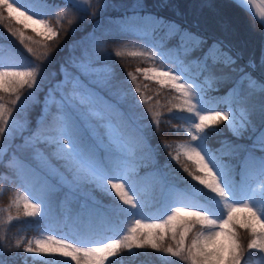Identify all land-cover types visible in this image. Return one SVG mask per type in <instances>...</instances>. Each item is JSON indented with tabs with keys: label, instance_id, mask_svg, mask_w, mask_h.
I'll return each mask as SVG.
<instances>
[{
	"label": "trees",
	"instance_id": "16d2710c",
	"mask_svg": "<svg viewBox=\"0 0 264 264\" xmlns=\"http://www.w3.org/2000/svg\"><path fill=\"white\" fill-rule=\"evenodd\" d=\"M22 2L27 8L41 14L57 34L49 40L13 19L11 24L7 20L0 21V65H16L37 72V85L30 92L33 98H28L29 94L23 95V102L18 101L13 106L12 101L16 99V95L25 94L28 87L25 86L18 92L0 90V104L11 112L10 117L26 121L28 126L25 134L28 138L50 128L59 115L58 102L52 103L43 114V98L48 88L67 74H79L83 79L87 78L81 69L84 53L87 51L92 57L89 71L96 70L97 78L102 84L110 86L100 87L97 91L105 108L104 118L109 119L118 130L122 148L119 150L105 141L101 146L91 133L90 143L106 168H111L112 158L119 160L118 169L109 172L111 179H115L122 168L130 167L126 189H131L129 194L138 201L139 207L133 209L124 205L116 196L98 190L89 183L84 186L90 193L88 197L63 186L58 192L49 195V205H43L41 213L35 216L25 215L24 205L19 201L20 195L24 189L38 193L46 176L41 171L39 173L32 170L38 169V166L26 152L15 149L22 140L15 137L10 145L13 150H5L0 157V186L6 185L0 189V246L4 250L0 260L5 264H67L58 257L48 262L23 259V247L29 238L39 228L47 227L55 233L65 232L81 244L90 242L94 237L112 233L122 243L105 264H190L165 250L169 246L176 247L171 229L175 228L179 238L182 218L187 219L183 213L169 225V231L158 248L150 245L128 248L123 243L124 237L137 220L142 224L160 223L175 208L198 210L207 206V197L214 196L193 180L182 166L192 163L178 150L180 143L189 140L188 133L183 129V117L187 112L180 111L182 97L170 88L143 79L138 68L145 65L149 56L154 54H157L154 57L157 60L162 59L173 66H184L190 75L203 82L207 88L208 108L222 111L229 106L226 101H231L228 86L210 80L195 62L184 58L182 53L173 51L176 47L175 37L166 39V32L170 29L156 23L155 18H164L212 33L215 38L230 44L234 50L243 51L245 58L258 54L264 48L262 26L230 0H140L144 5L141 13L144 19L134 15L140 12L133 8L137 0H90L87 8L76 5L79 12L65 10L64 0ZM105 3L109 4L106 9L102 7ZM47 5L58 7L52 9ZM92 13H96L94 19ZM148 13L152 16H148ZM122 16L130 18L121 22L119 18ZM97 21L100 22L99 27L95 26ZM122 24L125 25L123 29ZM9 28L12 31H23L24 42H21L19 35L13 36ZM161 41H164L163 44ZM28 47L33 49L31 53ZM62 66L65 69L63 72ZM232 107L237 108L234 103ZM138 129H143L149 140L147 149L137 143ZM206 135V139L202 135L201 140L209 150L216 153L221 166L228 165L231 178L238 183L242 196L237 202L244 196L247 183L253 178L261 180L264 200V179L256 173L240 177V154L233 153L230 146L216 152L222 141L239 143L225 123ZM45 145L46 143L44 148ZM178 154L179 162L175 159ZM53 160L55 161L54 158ZM59 162L58 160L57 163ZM31 175L37 178L38 185L41 186H34ZM234 219L237 235L246 246L250 238L248 225H242L235 215ZM198 236L199 232L193 228L188 233L186 244H190ZM245 259L246 263L255 259L264 260V253L253 250Z\"/></svg>",
	"mask_w": 264,
	"mask_h": 264
},
{
	"label": "snow or ice",
	"instance_id": "6c2138e0",
	"mask_svg": "<svg viewBox=\"0 0 264 264\" xmlns=\"http://www.w3.org/2000/svg\"><path fill=\"white\" fill-rule=\"evenodd\" d=\"M77 4V0H64L63 8L78 11ZM47 7L55 9L58 6L47 5ZM102 7L106 9L109 4L105 3ZM22 8H26L22 0H12V2L0 0V21L7 20L11 24L14 14L17 17L24 15L21 12ZM133 8L140 10L134 15H139L140 19H144V15H141L144 5L140 0H137ZM27 10L31 11V9ZM5 11L7 16H5ZM37 14L33 12V15ZM147 15L152 16L150 13ZM95 16L96 13H92L93 19ZM128 18L130 17L122 16L119 19L123 22ZM155 20L156 23L166 25L170 29L166 32V39L175 37L176 47L173 51L178 54L182 53L184 58L195 62L200 71L210 80L228 86L231 101L226 102L229 103V110L222 112L209 109L203 90L194 87L191 83L182 82V76L170 70L145 69L144 74L147 76L149 73H155L154 78L160 83L168 82L177 92L181 93L183 105L180 106V111H186L196 117V122L189 129V131L194 129L191 135L192 142L200 140L202 135L206 139V134L210 130L215 131L221 123L227 122L230 131L239 143L222 141L220 149L216 152L221 151L225 146H230L233 153H239L241 156L239 167L242 174L256 173L264 179V48L258 54L248 55L245 58L243 51L234 50L230 44L225 43L223 39L215 38L212 33L192 29L164 18H155ZM36 22L44 23L43 21ZM112 22L115 23V21ZM99 25L100 22L97 21L95 26L99 27ZM45 27L48 39L51 40L57 33L52 27L47 25ZM121 27L123 29L125 25L122 24ZM9 31L12 29L9 28ZM12 35H19L21 42H24L23 31L17 29L12 31ZM163 42L161 41L162 44ZM28 51L31 53L33 49L28 47ZM91 63L92 57L85 51L81 69L87 78L83 79L79 74L66 75L58 102L59 115L55 117L53 125L40 131L38 135L24 140L18 148L30 156L41 157L45 142L56 145L55 155L63 160L64 171L47 164L48 173L41 193L43 198L46 199L48 195L58 192L63 186H68L80 195L88 197L90 193L85 190L84 186L94 182L98 187L110 184L116 196L125 205L138 209L137 201L133 195L129 194L131 189L126 190L125 183H114L110 178L109 172L118 169L119 160L112 158L111 168H106L90 143V133L94 135L92 126L95 129L97 127L106 128L105 124L93 123V117L103 120L106 114L97 89L110 87L106 83L102 84L97 78L96 70L89 71ZM61 71H65L63 66ZM0 82H2L0 90L6 92H18L25 86L35 89L37 72L33 69L9 70L0 65ZM20 99L21 96L17 94L16 99L12 101L13 106ZM233 103L237 106L236 109H233ZM85 115L87 119L84 118ZM10 116L11 112L0 104V133L5 131ZM137 132V143L147 149L149 140L143 129H138ZM118 139L122 147L120 136ZM182 147L183 155L192 162L191 165L187 163L182 165L184 171L214 196L207 197V206L198 210L177 207L165 221L160 223L142 224L140 220H137L129 234L124 237V245L128 248L133 246L140 248L145 245L158 248L169 231V225L180 218V214L183 213L187 219L182 218V231L179 233V238H177L175 228L171 229L176 247L169 246L165 249L172 256L189 261L190 264H246L245 257L253 250L264 253V200L260 202L259 207L250 205L246 201L238 203L242 192L238 183L231 178L228 165L221 166L216 153L209 150L206 143L199 147L194 146V143ZM175 159L179 162V154ZM230 198L233 202L225 203ZM239 207L247 209L251 213V218L260 223L259 232L251 224L247 226L250 238L246 246L237 235V224L234 219V212ZM24 208L25 215L35 216L42 212L43 202H28L25 203ZM193 228L197 229L199 236L192 239L190 244H186L188 233ZM154 229L156 231H153ZM220 237H225L226 240L218 242ZM49 240L55 247L46 246L37 241L35 248L29 246L25 251L28 253H59L70 258L75 264H105L109 256L115 255L114 250L122 243L120 240H113L111 243L104 244L102 248H81L67 240H55L52 237H49ZM98 253H103V255H97ZM3 255V247L0 246V256ZM0 264H5V262L0 260Z\"/></svg>",
	"mask_w": 264,
	"mask_h": 264
},
{
	"label": "rangeland",
	"instance_id": "374dc122",
	"mask_svg": "<svg viewBox=\"0 0 264 264\" xmlns=\"http://www.w3.org/2000/svg\"><path fill=\"white\" fill-rule=\"evenodd\" d=\"M77 2H78L77 5H79L80 7L87 8L90 0H77ZM17 7H19L18 4H17ZM27 9H29V8L26 7V8L21 9V12H23L24 15H19L20 19L17 20V19H15L14 16L12 19L14 21H16L17 23L21 24L22 26H25L26 28L31 29L35 33L39 34L40 36H42L44 38H48V36L46 34L45 25H47L49 27H52V26L48 24V22L43 18V16L41 14L38 13L37 15H33V12H35V11H33V10L28 11ZM28 17H31V19L29 20ZM26 20L31 21L32 28L26 24V22H25ZM36 21H43L44 23H37ZM156 55L157 54L150 55L149 56L150 58H148L145 61V65L138 68V71L141 73L143 79L156 82L158 85H160L162 87L170 88L174 92H176L180 97H182L181 93L177 92L172 87V85L170 83L165 82L162 84V83H160V81L158 79L154 78L156 75L155 73H149L147 76L144 74L145 69H158V70H160V69L166 68L169 70H174L176 74H179L182 76V78H183L182 82L191 83L194 87H198V88L202 89L204 92V95H205V99H207L208 96L206 94L208 92H207V88L205 87L203 82H200L196 77L190 75V73L187 72V70L184 66H179V67L177 65L173 66L166 61H162V59L157 60L154 58V57H156ZM3 66L8 68L9 70L24 71V70L29 69L26 67H20V66H16V65L10 66V65L3 64ZM150 76L153 78H149ZM64 79H65V77H63L60 81L54 83L53 86L48 88L47 93L45 94V96L43 98V106H42V113L43 114L48 110L49 106L52 103L59 102L60 92L63 89ZM0 87H2V82H0ZM30 92H31V89L28 88V91L25 94L20 95L21 99L19 102H23V95H26V94H29L28 98H33V95ZM182 100H183V97H182ZM233 109H234V107H233ZM228 110H229V106L226 109L222 110V112L228 111ZM84 118L87 119V116L85 115ZM183 121H184L183 129L188 133L189 140L187 142L179 144L178 150L182 154H183V147L182 146H184V145H187L189 143H194V146L199 147V146H201V144H204L201 139L198 141H195V142L191 141V135H192V132L194 131V129H192L191 131H189V129H191L192 125L196 122L195 115L186 113V116L183 117ZM93 123L105 124L106 128L97 127L95 129V127L92 126L93 130H94L93 136H95V139L97 140V142L101 146L105 141L106 143L112 144L113 146H115L116 148L121 150L122 147H121V145H119V139H118L119 132L115 128L114 124L109 119L104 118L103 120H97V118L93 117ZM224 123H225L227 129L230 131L228 123L227 122H224ZM27 126H28V124L26 123V121L24 119L22 120L20 118H15V117H9L8 118V124L5 126V131L3 133H0V157L4 153L5 150L12 149L11 148L12 146H10V145H12L11 142L14 140L15 137L22 139L18 142V144H20V145L23 143L24 140L29 139L28 137H26V134H25V131L27 130ZM13 145H15V144H13ZM15 149L20 150L18 147H15ZM23 152H25V151H23ZM55 152H56V145L46 143L41 157L30 156L27 153L28 156L38 166V169L32 168V170L38 171L39 173L41 171L42 174L47 176V173H48L47 164H51L53 167H56L58 170L64 171V168H62V167H64V162H63V160L59 159L55 155ZM52 157L55 159V161L53 160ZM58 160L60 161L59 163H57ZM129 170H130L129 166L122 168L121 170H119L117 177L115 179H112V181L114 183H125V187H126ZM242 175L243 174L240 173V177H242ZM30 177H31V181L33 183L35 182L34 186H41V185H38V182H37L38 180L34 175H31ZM68 178L70 179V175L68 176ZM91 184L93 185V187H95L98 190H104V191L108 192L109 194L116 196L115 190L111 188L110 184H105L103 187H98L94 182ZM5 187H6V185H1L0 189H3ZM262 190H263V186H262L261 180L259 178L250 179L247 183L244 196L242 198H240L238 203H242V202L246 201L250 205H254L256 207H259L260 202L262 201ZM41 193H42V186L39 187L38 193H35L31 189H29V190L24 189L23 193L19 197V201L23 205H25V203H28V202L36 203L38 201H42L44 206L49 205L48 204L49 203V195L45 199L42 197ZM116 197L119 199L118 196H116ZM232 202L233 201L230 198L225 203H232ZM137 203H138V201H137ZM127 206L131 207L130 205H127ZM234 215L237 217V220L242 225L251 224L253 227H255L257 232L260 231V223L251 218V213L247 209H245L243 207H239L238 210L234 212ZM49 237H52L55 240H67L69 243H72L76 247H81V248H102L104 246V244L111 243L113 240H118L117 237L115 235H113L112 233H107L104 236H101V237L98 236V237L92 238L90 240V242H88V243H82L81 244V243H77L73 237H71L70 235H68L65 232L55 233L53 230H51L47 227H41L38 229L36 234L32 235L29 238L26 245L23 247V259L25 261H30V262H35V261L48 262L49 260H51V259L55 260L58 257V258H62V260L67 264L69 262H71L72 260L70 258L64 257V256L60 255L59 253H28L25 251V249L29 246L35 248L37 246V241L42 242L46 246L55 247V245L51 244ZM225 240H226L225 237H220L218 242H224ZM116 249L114 251H116ZM97 255H103V253H98ZM113 256L114 255L109 256L107 260H110ZM246 264H264V260L263 259H260V260L255 259L253 262H247Z\"/></svg>",
	"mask_w": 264,
	"mask_h": 264
},
{
	"label": "water",
	"instance_id": "95a60500",
	"mask_svg": "<svg viewBox=\"0 0 264 264\" xmlns=\"http://www.w3.org/2000/svg\"><path fill=\"white\" fill-rule=\"evenodd\" d=\"M249 13L264 30V12L258 6L256 0H230Z\"/></svg>",
	"mask_w": 264,
	"mask_h": 264
},
{
	"label": "bare ground",
	"instance_id": "6f19581e",
	"mask_svg": "<svg viewBox=\"0 0 264 264\" xmlns=\"http://www.w3.org/2000/svg\"><path fill=\"white\" fill-rule=\"evenodd\" d=\"M256 2L258 3V6L260 7V9L264 12V0H256ZM13 16H14L15 19H17V20L20 19L19 16L17 17L16 14H14ZM29 20H30V19H29ZM29 20H26L25 22H26V24H27L29 27L32 28L31 21H29ZM160 70L169 71V69H166V68H165V69H160ZM170 71H172V72L175 73L174 70H170Z\"/></svg>",
	"mask_w": 264,
	"mask_h": 264
}]
</instances>
